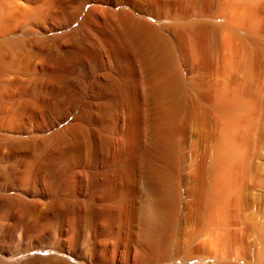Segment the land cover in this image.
<instances>
[{"label": "rangeland", "instance_id": "1", "mask_svg": "<svg viewBox=\"0 0 264 264\" xmlns=\"http://www.w3.org/2000/svg\"><path fill=\"white\" fill-rule=\"evenodd\" d=\"M259 100L264 0H0L5 264H264Z\"/></svg>", "mask_w": 264, "mask_h": 264}, {"label": "bare ground", "instance_id": "2", "mask_svg": "<svg viewBox=\"0 0 264 264\" xmlns=\"http://www.w3.org/2000/svg\"><path fill=\"white\" fill-rule=\"evenodd\" d=\"M150 2H154L155 0H149ZM188 4V3H187ZM186 4V5H187ZM193 5H194V3L193 2H191V1H189V4L187 5V7H189V8H192L193 7ZM188 10H190V9H188ZM195 34H196V39H197V42H198V44H199V46H200V48H201V52H202V54H203V57L207 60V58H208V50H209V41H210V29H209V27L207 26V25H199V26H196L195 27ZM149 38V36L147 35V39ZM199 48V49H200ZM258 101V100H257ZM260 101V100H259ZM263 101V100H262ZM262 101H260V103L262 102ZM263 103V102H262ZM261 103V104H262ZM259 104V103H258ZM263 105H264V103L260 106V105H258L260 108L262 107L263 108ZM258 107V108H259ZM249 129H251V128H249ZM243 131V133L245 134V130H242ZM249 132V131H248ZM247 134V133H246ZM249 134V133H248ZM240 135H241V133H240ZM243 135V134H242ZM250 135H251V133H250ZM243 137H244V135H243ZM241 138V137H240ZM246 138V137H245ZM248 138V137H247ZM243 140H245V139H243ZM248 140V139H247ZM227 156V155H226ZM227 157H229V155L227 156ZM227 157H224L225 159V161H226V158ZM238 163V162H237ZM205 192V190H204V184H202V186H201V190L199 191V199H198V201H200L201 200V198H203V193ZM147 215L149 216V219H152V220H154V219H156V214L154 213V211H152V210H150L148 213H147ZM207 244V243H206ZM205 244V245H206ZM209 245V244H208ZM199 247V246H198ZM204 247H206V246H204ZM204 247H201V248H198V249H200L199 251H201L202 253L203 252H205V248ZM208 247H210V246H208ZM210 249V248H209ZM207 250V249H206ZM210 252V251H209ZM211 253V252H210ZM205 254V253H204ZM203 255V254H202ZM207 256V255H206ZM0 264H5V262H4V259L1 257V253H0Z\"/></svg>", "mask_w": 264, "mask_h": 264}]
</instances>
